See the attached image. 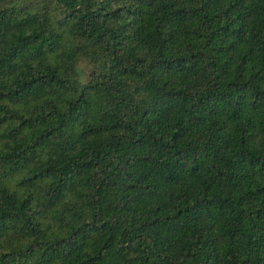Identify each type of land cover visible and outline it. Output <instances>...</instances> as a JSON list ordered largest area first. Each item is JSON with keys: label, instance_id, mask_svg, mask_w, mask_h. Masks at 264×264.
I'll use <instances>...</instances> for the list:
<instances>
[{"label": "trees", "instance_id": "trees-1", "mask_svg": "<svg viewBox=\"0 0 264 264\" xmlns=\"http://www.w3.org/2000/svg\"><path fill=\"white\" fill-rule=\"evenodd\" d=\"M0 264H264V0H0Z\"/></svg>", "mask_w": 264, "mask_h": 264}]
</instances>
